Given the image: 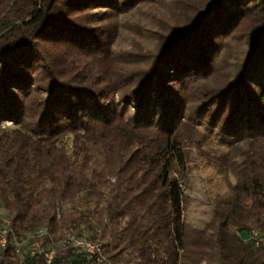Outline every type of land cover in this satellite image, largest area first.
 <instances>
[{
	"label": "trees",
	"instance_id": "trees-1",
	"mask_svg": "<svg viewBox=\"0 0 264 264\" xmlns=\"http://www.w3.org/2000/svg\"><path fill=\"white\" fill-rule=\"evenodd\" d=\"M162 1L172 9L138 26L149 35L115 53L116 25L99 28L100 14L141 17ZM14 4L23 17L0 18V208L13 235L102 244L100 261L70 247L51 264H188L185 148L203 127L244 148L202 229L204 264H264V241L240 237L264 234V0ZM40 227L49 235L32 239ZM22 254L9 240L0 264H45Z\"/></svg>",
	"mask_w": 264,
	"mask_h": 264
},
{
	"label": "rangeland",
	"instance_id": "rangeland-1",
	"mask_svg": "<svg viewBox=\"0 0 264 264\" xmlns=\"http://www.w3.org/2000/svg\"><path fill=\"white\" fill-rule=\"evenodd\" d=\"M171 6L172 2L170 1L145 4L141 8L142 12L139 11L143 15L141 17L135 15L133 11L117 13L111 19L106 14H100L102 23L98 22L99 28L102 29L105 25L111 24V22L115 24L114 52L128 50L135 45L134 42L136 40L139 41V38L145 39L149 35L145 29L142 30L139 27L144 25L147 19L151 21L156 18L157 20L161 17V13L167 14ZM161 10L166 11L160 12ZM17 15L23 17L21 15H24V10L15 12L14 0L0 1V18H5L6 16L16 18ZM138 20L141 21L138 22ZM57 45L55 47L52 46V48L65 50L62 47L63 45ZM58 52L63 57L64 54H68L66 51L59 50ZM74 56L76 60L70 59V61L62 57L61 63H63L64 67L66 64V71H73L78 67L79 60L82 56L80 54H75ZM9 123L7 121L5 126L9 125ZM1 126L3 127L4 124H1ZM197 139V142L191 143L185 148L187 165L184 168L182 180L184 191L183 218L186 232L185 242L188 264H204L203 260L207 250V243L202 229L212 217L216 200L229 194L231 185L236 181L234 169L240 159L236 156L244 150V148L238 147L228 152V149L222 146L221 142L217 140V136L207 130L204 131L203 127H200Z\"/></svg>",
	"mask_w": 264,
	"mask_h": 264
},
{
	"label": "built area",
	"instance_id": "built-area-1",
	"mask_svg": "<svg viewBox=\"0 0 264 264\" xmlns=\"http://www.w3.org/2000/svg\"><path fill=\"white\" fill-rule=\"evenodd\" d=\"M48 235L49 232L47 228L40 227L32 232L31 238L37 240ZM249 236L252 238L255 245H259L264 241V234L256 229H251ZM9 240H11L13 250L16 254L21 255L25 250L29 258L35 259L40 256V259L45 264H51L55 255L59 251L70 247L75 253L87 255V257H93L97 261L104 258L102 244L100 242L86 240L82 237L75 236L72 232H66L56 242H51L46 246H36L34 245V242L28 244L29 238L17 239L13 235L12 228L10 226V215L8 211L4 208H0V251L6 247Z\"/></svg>",
	"mask_w": 264,
	"mask_h": 264
},
{
	"label": "water",
	"instance_id": "water-1",
	"mask_svg": "<svg viewBox=\"0 0 264 264\" xmlns=\"http://www.w3.org/2000/svg\"><path fill=\"white\" fill-rule=\"evenodd\" d=\"M240 237H241L242 239H248L249 234H248L247 231H241V232H240Z\"/></svg>",
	"mask_w": 264,
	"mask_h": 264
}]
</instances>
